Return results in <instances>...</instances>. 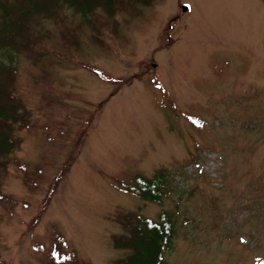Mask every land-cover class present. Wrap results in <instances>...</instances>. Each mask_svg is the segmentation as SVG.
I'll return each instance as SVG.
<instances>
[{"label": "rangeland", "instance_id": "374dc122", "mask_svg": "<svg viewBox=\"0 0 264 264\" xmlns=\"http://www.w3.org/2000/svg\"><path fill=\"white\" fill-rule=\"evenodd\" d=\"M138 9L107 49L51 64L47 96L15 57L35 123L19 130L12 156L42 176L30 186L21 166L6 165L0 264H43L52 242L88 264H114L124 255L111 244L122 231L116 211L160 209L116 179L157 167L173 187L162 203L175 220L167 264H264V2Z\"/></svg>", "mask_w": 264, "mask_h": 264}, {"label": "trees", "instance_id": "16d2710c", "mask_svg": "<svg viewBox=\"0 0 264 264\" xmlns=\"http://www.w3.org/2000/svg\"><path fill=\"white\" fill-rule=\"evenodd\" d=\"M139 5L149 6L150 0H0V178L11 161L21 166L22 179L30 186L42 176L38 166L28 172L25 162L21 164L12 156L21 140L19 130H28L35 123L31 108L16 88L15 57L22 56L28 62L26 74L41 84L43 76L51 74V64L80 57L89 47L107 49L106 38L121 36L120 30L116 32L140 14ZM92 71L100 74V70ZM42 83L47 90L43 96H47L51 84ZM39 126L44 128L45 124ZM167 176L163 167H157L150 175L137 171L116 179L117 189L155 202L160 209L155 217L136 211H116L115 220L122 231L111 235V244L121 248L124 255L114 264H167L164 254L172 247L175 225L172 213L162 206L163 198L173 188ZM7 198L0 191V203ZM52 237L62 243L56 231ZM45 254L43 264H88L56 242ZM253 264H262V260Z\"/></svg>", "mask_w": 264, "mask_h": 264}, {"label": "water", "instance_id": "95a60500", "mask_svg": "<svg viewBox=\"0 0 264 264\" xmlns=\"http://www.w3.org/2000/svg\"><path fill=\"white\" fill-rule=\"evenodd\" d=\"M187 9H188V7L186 5H182V7H181L182 11H186Z\"/></svg>", "mask_w": 264, "mask_h": 264}, {"label": "snow or ice", "instance_id": "6c2138e0", "mask_svg": "<svg viewBox=\"0 0 264 264\" xmlns=\"http://www.w3.org/2000/svg\"><path fill=\"white\" fill-rule=\"evenodd\" d=\"M53 255H55V253H53Z\"/></svg>", "mask_w": 264, "mask_h": 264}]
</instances>
